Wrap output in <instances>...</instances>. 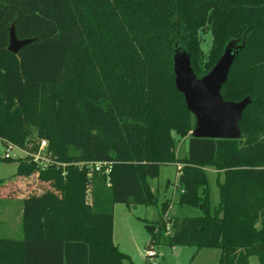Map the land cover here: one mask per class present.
<instances>
[{
    "label": "trees",
    "instance_id": "1",
    "mask_svg": "<svg viewBox=\"0 0 264 264\" xmlns=\"http://www.w3.org/2000/svg\"><path fill=\"white\" fill-rule=\"evenodd\" d=\"M12 25L33 39L17 54L7 50ZM201 32L211 33L207 52ZM228 44L242 48L221 95L249 101L241 137H191L174 56L185 53L200 78ZM178 138H188L182 159ZM40 140L59 166L0 158L48 188L23 199V237L0 238V264H132L113 243V208L157 205L149 180L162 165L180 166L178 205L200 215L167 218L164 202L145 223L149 244L167 230L170 247L264 264V0H0V143L27 152ZM205 167L223 175L213 211ZM10 192L0 179V197Z\"/></svg>",
    "mask_w": 264,
    "mask_h": 264
},
{
    "label": "rangeland",
    "instance_id": "2",
    "mask_svg": "<svg viewBox=\"0 0 264 264\" xmlns=\"http://www.w3.org/2000/svg\"><path fill=\"white\" fill-rule=\"evenodd\" d=\"M201 48L207 52L211 46V33L201 32ZM195 120L193 119V128ZM179 139V138H178ZM35 144V142L33 143ZM33 145L27 147L28 154H39V150L33 151ZM188 138L179 139L175 145L177 159L186 157ZM5 147L0 143V158L4 156ZM26 153L13 149L10 156L13 158L24 157ZM42 155V153H41ZM17 163L0 162V179L4 185H12L16 178ZM177 169L174 165H162L157 179L149 180L153 192L158 197L157 205L131 206L127 208L123 204H116L113 208L112 240L118 250L129 256L132 264H147L145 262V250L150 241V233L145 228V223H156L159 219L161 205L168 201L169 217H196L200 215L197 208L178 205L181 189L178 188ZM204 173L207 181L209 205L211 211L217 208L219 203L218 182L223 175H218L212 167H205ZM28 180H36L34 175L26 177ZM38 181L36 180V183ZM36 193L47 190V186L37 183ZM28 190L24 191L26 195ZM8 197H0V238L21 239L23 237L21 224V200L11 197L16 192L9 193ZM13 194V195H12ZM89 200V196H88ZM167 230L162 232L159 241L153 245L158 253L156 264H219L220 251L217 249H197L195 247H170L168 245ZM255 257L250 258V264H256Z\"/></svg>",
    "mask_w": 264,
    "mask_h": 264
},
{
    "label": "water",
    "instance_id": "3",
    "mask_svg": "<svg viewBox=\"0 0 264 264\" xmlns=\"http://www.w3.org/2000/svg\"><path fill=\"white\" fill-rule=\"evenodd\" d=\"M33 39H17L14 26L9 29L7 50L13 54ZM241 46L228 44L223 55L212 69L200 78L193 73L185 53H176L173 59L175 87L182 94L187 110L193 115L195 127L191 137L219 140H238L241 137L239 122L248 99L235 103L224 101L222 86Z\"/></svg>",
    "mask_w": 264,
    "mask_h": 264
},
{
    "label": "built area",
    "instance_id": "4",
    "mask_svg": "<svg viewBox=\"0 0 264 264\" xmlns=\"http://www.w3.org/2000/svg\"><path fill=\"white\" fill-rule=\"evenodd\" d=\"M46 148H47V143L44 140H40L39 141V146H38V150H39V154L37 155H30L33 159V162L39 164L42 168H46L49 165H56L59 166L60 164L57 163L52 157L50 153L46 152ZM15 149L21 152L26 153V151L21 150L13 145H8L7 149L4 152V157L8 158L11 157L10 156V152ZM42 153V155H41ZM26 155H28V153H26ZM90 166H95V168L98 170L101 165H105V163H89ZM177 169H180V166H177ZM158 253L157 251L154 249L153 245L148 244L146 246V250H145V259L147 260L148 264H156V259L158 257Z\"/></svg>",
    "mask_w": 264,
    "mask_h": 264
},
{
    "label": "crops",
    "instance_id": "5",
    "mask_svg": "<svg viewBox=\"0 0 264 264\" xmlns=\"http://www.w3.org/2000/svg\"><path fill=\"white\" fill-rule=\"evenodd\" d=\"M177 169V166H176ZM177 176L179 173V169H177ZM36 177L37 180V176L34 175ZM36 180H28V178L26 177H16L14 180V183H12V188L13 190H15V192L17 193V195H14L13 197H15L18 200H21V202L23 201L24 198L28 197L31 194H40L42 192L36 193V189H37V183ZM27 191L26 195H23L24 191ZM21 214H22V209H21ZM114 216V215H113ZM166 217L168 218V213L166 215Z\"/></svg>",
    "mask_w": 264,
    "mask_h": 264
}]
</instances>
